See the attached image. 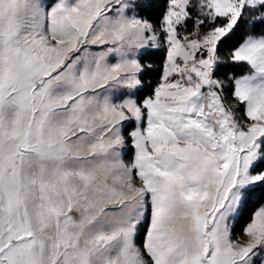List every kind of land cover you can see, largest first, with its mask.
<instances>
[{
    "label": "snow or ice",
    "instance_id": "1",
    "mask_svg": "<svg viewBox=\"0 0 264 264\" xmlns=\"http://www.w3.org/2000/svg\"><path fill=\"white\" fill-rule=\"evenodd\" d=\"M0 264H264V0H0Z\"/></svg>",
    "mask_w": 264,
    "mask_h": 264
}]
</instances>
